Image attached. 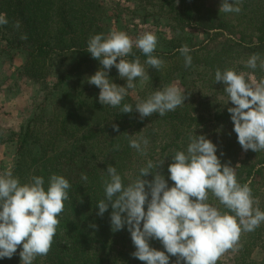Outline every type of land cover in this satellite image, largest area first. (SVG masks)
<instances>
[{
  "label": "trees",
  "instance_id": "16d2710c",
  "mask_svg": "<svg viewBox=\"0 0 264 264\" xmlns=\"http://www.w3.org/2000/svg\"><path fill=\"white\" fill-rule=\"evenodd\" d=\"M161 1L172 13L173 27L181 31L190 26L202 28L199 30L207 40L196 43L190 37L171 38L165 49L153 53L165 62L159 71L145 64L147 57L133 47L134 55L126 59L139 57L148 78H137L121 106L112 107L99 103L100 89L87 82L101 67L87 52V41L92 35L108 32L101 0H0V14L9 21L0 26V43L25 54L20 74L36 83L54 74L57 80L53 87L63 93L58 106L49 113L40 107L20 133L11 132V138L0 133V143L17 144L12 173L21 183L32 176H43L47 190L48 178L55 173L71 185L51 249L46 256L36 257L33 264H144L131 255L135 246L127 226L112 231L111 205L102 217L97 215V203L105 196L102 178H107L106 169L111 164L127 184L148 160L155 163L164 159L161 171L171 187L174 182L169 179L168 164L176 151L186 149L190 135H205L217 145L221 163L230 162L235 167L238 182L250 185L264 211V151L242 149L228 112L234 105L228 100L223 82H215L216 70L230 67L248 72L256 80L264 78V70L259 67H245L252 54L264 59V0H242L239 14L220 12L222 0L206 7V0ZM202 11L205 26L197 17ZM234 17L238 24L232 23ZM17 21L19 29L14 27ZM23 33L27 39L20 38ZM215 40H219L217 46ZM183 45L191 50L192 64L187 68L179 51ZM172 78L179 79L187 96L175 111L164 116L154 113L143 120L135 110L120 112L123 104L135 107L140 101L139 85L145 84L146 99ZM109 79L121 86L127 83L115 67L110 69ZM113 124L119 126V132L113 130ZM141 135L149 141L146 155L129 146L130 136ZM82 175L88 177L87 181L81 179ZM145 178L153 177L149 174ZM209 202L226 211L211 194ZM149 243L164 250L159 240L151 239ZM256 248L261 249V259L253 257ZM21 249L22 245L18 246L10 259L0 258V264H21ZM175 260L170 256L169 264ZM232 263L264 264V223L253 232L242 233ZM217 264L222 262L218 260Z\"/></svg>",
  "mask_w": 264,
  "mask_h": 264
},
{
  "label": "clouds",
  "instance_id": "9594fccd",
  "mask_svg": "<svg viewBox=\"0 0 264 264\" xmlns=\"http://www.w3.org/2000/svg\"><path fill=\"white\" fill-rule=\"evenodd\" d=\"M241 3L242 0H222L219 11L239 14ZM8 23L6 15L0 14V26ZM14 27L19 29L20 22ZM20 38L27 39V34L23 33ZM157 43L153 32H144L135 40L117 29L89 37L87 52L101 67L87 82L100 89L99 103L121 106L128 90L136 86L134 81L148 78L139 57L126 59L134 55L133 47L147 57L145 64L149 67L159 71L164 66L163 59L153 55ZM179 51L184 57V66L190 67L189 47L183 45ZM112 67L118 70L119 77L126 79V85L109 79ZM245 67L264 70V59L252 54ZM215 82H223L228 100L234 105L228 112L242 149L264 151V78L249 79L246 73L230 67L223 71L217 69ZM186 99V93L179 86L170 84L138 101L135 107L123 104L120 112L135 110L141 120L154 113L164 116L182 106ZM112 128L119 132L117 124ZM189 141L186 149L171 156L168 164L169 179L174 182L171 187L161 171L164 159L155 163L148 160L127 184L111 164L106 169L107 178H102L105 196L97 203V215L102 217L111 205L112 231L127 226L135 246L131 255L144 264H169L170 256L176 257L173 264H217L225 252L236 249L242 233L253 232L264 223V211L254 199L252 188L248 183L238 182L230 162L221 163L217 145L205 135H190ZM148 143L142 135L129 137V146L142 155L147 154ZM149 174L153 177L151 180L145 178ZM81 179L87 181L88 177L82 175ZM44 185L43 176H32L21 183L10 169L0 173V258L10 259L20 245L21 264H33L36 257L49 253L71 185L63 175L55 173L48 178L47 190ZM209 194L226 211L210 203ZM151 239L159 240L164 250L150 246Z\"/></svg>",
  "mask_w": 264,
  "mask_h": 264
},
{
  "label": "rangeland",
  "instance_id": "374dc122",
  "mask_svg": "<svg viewBox=\"0 0 264 264\" xmlns=\"http://www.w3.org/2000/svg\"><path fill=\"white\" fill-rule=\"evenodd\" d=\"M101 2L106 12L105 28L108 32L112 29L122 30L133 40L144 32H153L158 38L157 50L165 49V44L171 38L190 37L196 43L207 40L206 34L199 30L202 28L190 26L181 31L173 27L172 13L161 0H101ZM213 3L220 2L206 0L205 7ZM204 13L202 11L197 15L199 24L203 26L206 25ZM232 23L238 24L235 17ZM218 41H214L215 46ZM24 59L25 54L12 50L5 43H0V133L4 138H11V132L20 133L34 114L41 110L40 107L43 106L42 108L47 109L49 113L63 99L62 91L53 87L57 80L56 75H51L45 82L36 83L20 74L19 67L24 63ZM246 74L249 79H255L254 75L248 72ZM179 82V79L172 78L166 85L176 84L180 87ZM144 86L145 84L138 86L140 101L145 99ZM206 90L207 88L204 92ZM16 148L17 144L14 142L0 143V173L9 169L12 171L17 155ZM235 250H228L219 258L222 264H233ZM262 256L261 249L256 248L253 257L261 259Z\"/></svg>",
  "mask_w": 264,
  "mask_h": 264
}]
</instances>
